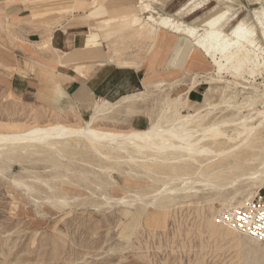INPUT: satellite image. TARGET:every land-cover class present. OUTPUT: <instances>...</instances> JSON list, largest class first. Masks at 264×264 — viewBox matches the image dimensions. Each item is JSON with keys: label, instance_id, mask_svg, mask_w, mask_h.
I'll list each match as a JSON object with an SVG mask.
<instances>
[{"label": "rangeland", "instance_id": "obj_1", "mask_svg": "<svg viewBox=\"0 0 264 264\" xmlns=\"http://www.w3.org/2000/svg\"><path fill=\"white\" fill-rule=\"evenodd\" d=\"M137 3L142 9L136 7ZM133 15L144 23L157 19L160 30L152 39L138 36L127 26L126 19ZM56 28L76 29L71 32L86 39V35H92L108 57L112 54V60L117 59L113 60L115 63L127 59L140 62L160 33H169L180 44L179 61L171 60L177 68L173 82L141 89L135 95L139 98L135 113L126 115L123 108L119 109L101 121L98 127L103 130H137L131 126L134 119H143L148 126L149 118L157 116L168 100L184 98L194 73L195 84L201 83L202 96L180 111L184 116L194 115L192 127L205 129L214 122L237 116L255 117L253 113L264 108V0H0V49L11 51L15 42H34L17 56L24 71L6 70L7 76L0 75V132L54 123L83 126L92 106L98 103L91 102L82 112L70 100L57 99L61 87L49 74L55 67L45 55L49 53L37 47ZM237 32L242 37V53L229 60L221 54L226 45L234 42ZM230 49L234 48L227 50ZM184 51L185 57L191 51L185 63L180 61ZM191 55L198 59L193 68ZM191 68L193 73L188 72ZM12 73H21L27 80L19 92L9 90ZM210 77L220 81L206 82ZM257 121L255 118L253 124ZM0 147L1 152L6 151ZM68 153L67 161L59 160L58 153L47 157L0 154V264H264V243L216 229L213 223L218 211L252 199L263 184L248 186L243 178L238 180L234 175L230 180L235 182L228 181L220 190L195 183L192 191H177L180 194L174 198V189L179 190L180 182L168 179L163 172L147 175L140 167L120 160V166L109 163V174L89 168V192L80 181L82 172L88 171L83 162L88 158L80 161L77 153ZM258 156L256 164L264 160V151ZM52 163L62 165L57 171ZM52 171L62 177L60 182L51 180ZM188 178V182L201 181L193 174ZM67 179L77 187L67 184ZM14 181L34 185L39 193L23 194L15 188ZM47 187L80 196L79 205L56 212L45 209V205L35 207L33 203H43L49 196ZM181 189L184 190L182 184ZM135 194L146 197L140 201ZM121 198L135 206L117 204ZM155 199L160 200L158 204L145 209Z\"/></svg>", "mask_w": 264, "mask_h": 264}, {"label": "bare ground", "instance_id": "obj_2", "mask_svg": "<svg viewBox=\"0 0 264 264\" xmlns=\"http://www.w3.org/2000/svg\"><path fill=\"white\" fill-rule=\"evenodd\" d=\"M93 2L92 4H94ZM136 7L138 9H142L141 4L138 5V3ZM223 17L224 14L220 15L217 18V20L222 19ZM126 21L128 23L127 26L133 28L132 30H134L135 33L140 37L146 36L147 38L152 39V36L155 35L157 31L160 30L158 28L157 19L156 20L152 19L151 23H144V22H140L141 20L137 15H133L128 19H126ZM92 32L93 31H90L89 33L92 34ZM89 36H87L85 45L97 46V48L95 49L98 58L96 63L98 64H102L106 62L110 63L113 62V60L114 61L117 60V59L112 60V58L110 57L112 54L108 57L105 51L100 49L94 37L92 35ZM48 39L49 38H47L46 40ZM143 39L145 40V38ZM48 43H49L48 41H45L42 44L38 45L37 47L41 50H44L48 47ZM228 47H233L234 49L227 50ZM185 52L186 51L183 52L180 60V61L184 60V63L185 60H187V58L191 54L190 51L189 56L185 57L184 55ZM180 53L181 50L179 46L174 56L175 59L173 58V60H176V62H178L179 60L177 57H179ZM240 53H242V37L240 35V32H237L234 38V42L231 45H226L223 48L221 55L224 58H228L230 60L236 57ZM78 59L79 57L77 56H72L69 58L70 61H77ZM127 60L117 61L116 64L122 67H129V66L131 67L135 64L133 61L131 60L127 61ZM217 66L218 68H220V65L217 64ZM99 67L100 66H98V68ZM72 68H74L75 72L83 74V67L75 66ZM196 76L197 74L195 73L192 75L191 81L189 85H187L188 88L186 92L182 95L184 96V98L182 99L181 96H178L168 101L167 99L164 100L163 102L166 101L167 102L165 103V107L163 108V110L160 111L157 114V116L155 115V117L152 115L153 117L149 118V125L143 130H128L124 132H116L113 130H103L98 127L101 121L111 118L121 108L124 109L126 115L134 114L135 106L137 105L136 103L139 100V98L136 97L135 95L124 97L123 99H120V101L117 103L97 101L98 103H95L92 106V111L89 119L83 122V126H66L61 123H56V124L54 123L45 126H33L29 129L22 131L0 132V145L6 148L5 149L6 151L4 150L3 152L0 151V154L3 153L8 157L14 154H18L19 157V154H25L26 156L28 154L30 156L32 155L36 156V154L48 156V155H52L53 153L55 154L58 153L57 154L58 158L59 160L62 161L63 159L65 160L67 159L68 152H70L68 153V155L72 154L71 151L73 149L74 150L73 153L76 152L77 155L81 157L79 158V160L88 158V160L83 161L88 171L82 172L80 181L84 185L86 184L88 188L85 189H87V191L89 190V192H91V190L89 188L90 183H87L88 180L87 173L90 172V169L91 171L95 170V171L108 172V170L110 169L109 163H113L117 166H120L121 165L120 163H119L120 165H118V161L120 160L124 161L125 163L126 162H128L129 164L132 163L131 165H133L134 167H140V169L141 170L143 169L144 171L143 170L142 171L144 173L146 172L147 175L152 173L153 175H155L154 174L155 171L159 173V175L161 172H163L165 174V177H167L168 179H171L172 181L174 180L180 182L179 187L181 188V184H182L184 190L183 189L180 190V188L179 190L174 189V195H173L174 198L175 196L180 194L177 193V191H183V192L192 191L193 185L195 183H198L199 185H203V187L210 186V189L212 190H220L222 187H224V184H226L228 181L230 182V184H233L235 182L234 180H230V178L233 177L234 175H236V179L238 180L240 178H243V180L247 182L245 184H248V186L249 184H251L252 186H256L257 184L260 185L264 184V160H262L263 157L261 159L262 160L261 162H259L258 164L255 163L258 154L261 153V151H264V108L261 111H255L253 113L255 117H252V115L237 116L232 120L228 119L229 121L221 120L220 122H214L205 129H202L199 125L192 127L190 124L194 120V115L188 113V115L184 116L181 114L180 111L181 109L182 110L185 109L184 107L188 103L187 94L191 89H193L196 86L195 84ZM54 77L51 78L52 81ZM47 80L49 81V79ZM213 81H220V80H216L214 79V77H210V79L206 82H213ZM143 84L144 87L147 86L145 83ZM156 86H159V84ZM158 99L160 98L158 97ZM217 106L218 105H213V108H216ZM229 106L230 104L227 107ZM238 107L242 108L241 106ZM195 111L196 110H194V112ZM200 113H203V111L196 112V114H200ZM255 118L258 119V121L256 124L255 123L253 124ZM36 149L40 151L37 152ZM32 150H36V152L34 151L32 152ZM76 153L72 154V156H75ZM5 155H3V157ZM258 157L260 158V156ZM0 159H1V155H0ZM56 162L58 163L59 161ZM57 163L55 165H53L52 163V165L58 171V168H60L62 164L61 163L57 164ZM95 163L97 165H95ZM94 165L96 167H93ZM243 166H247V168H243ZM28 171L26 172L24 171V172L27 174ZM1 172L2 171L0 167V173ZM50 174L51 175L49 177L51 178L52 181L57 182L58 180L60 182V180H62V177L58 175L56 171L55 172L52 171V173ZM100 174H102V172ZM108 174H106V176ZM191 174L197 176L201 181L188 182L189 180L188 177ZM162 175L163 174H161V176ZM27 178H29V176ZM97 178L99 179V177ZM35 179L36 181L39 180L38 178ZM32 183L36 184L35 181ZM66 183L71 184V186L77 187L75 183L73 184V182L68 181V179L66 180ZM13 184H15L14 185L15 188L21 190L23 194L24 192H26L27 194L39 193L34 185L26 184L22 181L20 182L14 181ZM57 185L58 184H55L54 186L56 187ZM48 189L50 190V192L48 191L49 196L44 198L45 202L42 203L41 201V203L38 204V202L36 201L37 203H33L35 204V207L37 206V208H41L42 206L45 205L44 206L45 209L46 208L52 209L53 212H56L64 208L72 209L79 205L78 197L81 199L80 196H78L77 198L72 197L69 191H64L62 189L61 190L54 189V187ZM29 196L32 197L31 195ZM92 196L93 195H91V197ZM137 196L140 197L139 198L140 201H141V197H143V199L146 197L135 194V197ZM86 199L88 200V198ZM109 199L106 201V204L108 205L110 204L108 203ZM248 199H245L244 201ZM82 200L85 199L83 198ZM159 201L160 200L157 201V199H155L154 201L147 203V205H145L146 206L145 209L154 207L155 204L157 205ZM244 201H242L240 204H242ZM31 202L32 201H30V203ZM128 202H123V198H121L117 201V204L123 205L124 207H128V208H133L135 206L133 204H130L131 202L130 203ZM135 202H137L138 204L139 201L136 200ZM80 203L81 205H84L82 204L84 202H80ZM144 203L146 202L144 201ZM228 206L230 207L232 205L229 204ZM214 226L216 227V229L220 228L225 231H229L231 233H235L239 235L238 233L230 229L222 228L215 224ZM239 236L244 237L242 235Z\"/></svg>", "mask_w": 264, "mask_h": 264}, {"label": "crops", "instance_id": "obj_3", "mask_svg": "<svg viewBox=\"0 0 264 264\" xmlns=\"http://www.w3.org/2000/svg\"><path fill=\"white\" fill-rule=\"evenodd\" d=\"M74 30L76 29L56 28L49 35V39L45 40L49 43L47 50H44L49 53L45 55L49 58L51 66L55 67V71L49 74L52 77L55 76L54 79L61 87L57 99L70 100V103L79 111L85 112L91 102L117 103L124 97L134 96L144 88L143 83L147 85L146 87H154L160 83L166 85L173 82L176 77L177 68L172 66L171 60L180 44L177 43V38L169 33H160L155 36L152 47L149 48L143 60L131 67H122L115 62L96 63L97 46L85 45L86 38L78 32H71ZM32 43L34 42L30 40L26 43L20 41L13 44L11 51L0 49V75L7 76L6 72L9 71L6 70L24 71V67L17 62V56L19 52L25 53ZM72 56H77L79 59L70 61L69 58ZM190 60L193 68L194 64L198 63V59L191 55ZM75 66L83 67V74L75 72L72 68ZM192 68L188 70L189 73H193ZM26 82L25 76L12 73L9 90L14 93L19 92L23 83ZM201 96V83H199L187 94L188 103H197ZM131 126L142 130L147 127V122L143 119H134Z\"/></svg>", "mask_w": 264, "mask_h": 264}, {"label": "built area", "instance_id": "obj_4", "mask_svg": "<svg viewBox=\"0 0 264 264\" xmlns=\"http://www.w3.org/2000/svg\"><path fill=\"white\" fill-rule=\"evenodd\" d=\"M213 223L230 229L254 242L264 243V184L252 199L240 206H233L218 211Z\"/></svg>", "mask_w": 264, "mask_h": 264}]
</instances>
